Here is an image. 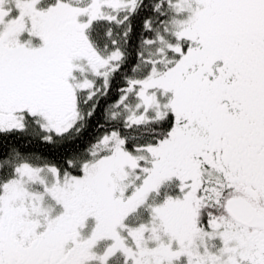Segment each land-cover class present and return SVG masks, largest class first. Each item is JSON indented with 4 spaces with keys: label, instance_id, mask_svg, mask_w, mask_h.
<instances>
[{
    "label": "snow or ice",
    "instance_id": "1",
    "mask_svg": "<svg viewBox=\"0 0 264 264\" xmlns=\"http://www.w3.org/2000/svg\"><path fill=\"white\" fill-rule=\"evenodd\" d=\"M0 264H264V0H0Z\"/></svg>",
    "mask_w": 264,
    "mask_h": 264
}]
</instances>
